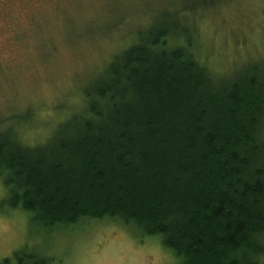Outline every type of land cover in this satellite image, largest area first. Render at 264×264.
<instances>
[{
	"label": "trees",
	"instance_id": "1",
	"mask_svg": "<svg viewBox=\"0 0 264 264\" xmlns=\"http://www.w3.org/2000/svg\"><path fill=\"white\" fill-rule=\"evenodd\" d=\"M226 4L140 28L42 142L0 127L8 209L49 231L116 221L180 264H264V48L214 67L201 26Z\"/></svg>",
	"mask_w": 264,
	"mask_h": 264
},
{
	"label": "rangeland",
	"instance_id": "2",
	"mask_svg": "<svg viewBox=\"0 0 264 264\" xmlns=\"http://www.w3.org/2000/svg\"><path fill=\"white\" fill-rule=\"evenodd\" d=\"M199 2H227L201 26L215 68L216 59L228 67L261 53L264 0H0V127L17 126L25 143L42 142L80 107L84 89L140 28L165 10ZM4 196L0 178V264H18L15 253H40L50 264L181 262L159 236H141L116 221L46 230L28 213L8 209Z\"/></svg>",
	"mask_w": 264,
	"mask_h": 264
}]
</instances>
